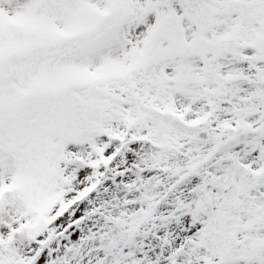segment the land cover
I'll use <instances>...</instances> for the list:
<instances>
[{"label":"snow or ice","instance_id":"snow-or-ice-1","mask_svg":"<svg viewBox=\"0 0 264 264\" xmlns=\"http://www.w3.org/2000/svg\"><path fill=\"white\" fill-rule=\"evenodd\" d=\"M0 264H264V0H0Z\"/></svg>","mask_w":264,"mask_h":264}]
</instances>
